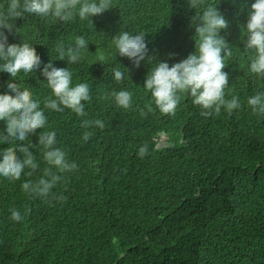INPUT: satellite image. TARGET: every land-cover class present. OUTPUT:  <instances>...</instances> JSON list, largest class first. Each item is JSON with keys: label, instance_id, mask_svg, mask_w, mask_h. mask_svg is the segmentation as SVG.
<instances>
[{"label": "trees", "instance_id": "16d2710c", "mask_svg": "<svg viewBox=\"0 0 264 264\" xmlns=\"http://www.w3.org/2000/svg\"><path fill=\"white\" fill-rule=\"evenodd\" d=\"M254 2L220 4L235 10L232 17L243 29ZM8 3L0 0V12ZM111 3L118 7L104 12L99 23L92 21L94 26L76 17L62 22L25 14L10 21L11 32L6 30L13 44L26 42L35 48L41 65L33 73L18 74L16 81L0 72V94L14 95L6 85L17 82L21 89L28 87L43 108L51 92L41 70L52 60L54 67L72 71L73 85L87 83L92 99L84 102L83 117L68 109H44L45 127L16 142L35 145L30 151L39 169L29 176L26 168L16 181L0 177V264H89L84 256L76 260L81 250L72 256L66 241L78 242L82 234L80 244L87 236L94 239V225L101 230L104 250L101 256L91 250L94 264H264V116L254 114L247 104L248 98L264 91V79L248 71L251 53L244 49L246 37L232 34L226 40L233 55L223 69L229 74L225 99L238 97L240 108L231 114L222 108L219 115L204 117L185 95L174 115L155 110L142 116L151 100L143 85L154 64L146 57L134 67L117 55L112 38L125 31L143 33L153 63L171 66L195 51L192 17L203 9L189 8L188 0ZM168 14L181 31L176 41L168 39L162 24ZM58 31L68 33L71 46L78 32L88 42L78 63L58 60L54 42L48 39ZM113 69L125 72L121 83L115 82ZM121 90L132 93L129 109L117 107L111 98L113 91ZM85 119H99L105 128L85 129L81 126ZM5 129L0 121V134L6 135ZM41 131H54L55 146L78 166L57 173L61 180L51 192L63 199L33 197L21 188L26 181L36 182L50 167L38 145ZM85 131L93 133L87 142L82 139ZM163 134L164 144L157 147ZM16 145L0 143V150ZM143 145L148 151L141 157ZM204 146L210 152L198 149ZM13 208L23 216L20 222L9 219ZM121 216L125 227L118 220Z\"/></svg>", "mask_w": 264, "mask_h": 264}, {"label": "clouds", "instance_id": "9594fccd", "mask_svg": "<svg viewBox=\"0 0 264 264\" xmlns=\"http://www.w3.org/2000/svg\"><path fill=\"white\" fill-rule=\"evenodd\" d=\"M224 0H214L207 3L205 0H188L191 9L202 8V12H196L192 17L191 26L195 28V51L186 59L174 63L171 66L167 62H155L154 58L148 56L145 35L120 32L112 38L116 53L120 57L129 59L134 67H139L141 61L154 64L147 73L143 88L150 92L151 100L147 112L141 110V115L158 110L162 115H174L177 106L183 96L191 99L193 106L201 109V115L209 117L219 115L224 108L229 114L234 109L241 107L238 97L232 96L225 99V88L229 85V74L223 69L227 66L226 60L233 55L232 47L226 40L232 34L243 41L249 56L248 71L258 79H264V0H255L248 9L247 22L242 29L232 17L235 10L229 6H223ZM178 3V2H177ZM179 4V3H178ZM118 6L112 5L111 0H9L6 11L0 12V72L7 73L13 81L20 73L28 74L40 69L41 58L32 45L26 42L13 44L14 38L6 33L13 30L14 25L10 22L27 15L39 17H53L55 20L69 22L78 18L90 20V24L99 23L102 14L109 9ZM125 19V11L122 14ZM32 22L33 19H30ZM188 21V13L185 16ZM93 21V23H92ZM87 23L85 22V25ZM168 33V39L176 41L181 33L172 18L168 14L162 23ZM225 37V38H224ZM91 38V37H90ZM53 41V47L59 54L58 60H66L68 64H76L81 59V51L86 48L88 42L78 32L74 46L69 44L67 32H56L48 37ZM114 80L121 83L125 72L113 69ZM41 75L46 80V85L51 92L40 106L38 100L33 99V94L28 87L21 89L17 82H8L7 90L14 95L0 94V121L6 125V135L0 134V143L14 144L28 140L30 133L37 129H43L47 123L44 109L55 112L70 110L77 116H86L84 102H90V87L87 83L72 84V71L69 68H57L53 66L52 60L44 65ZM129 79V78H128ZM111 98L114 104L123 109L132 107V93L121 90L113 91ZM252 112L264 116V91H259L247 100ZM83 128L95 126L103 130L105 124L99 120L82 121ZM93 135L85 131L82 139L87 142ZM165 135L158 138L157 147L164 144ZM38 145L42 146L44 162L50 167L43 170V175L36 182L26 181L21 184L22 190L33 196L44 199H63L56 197L51 190L61 180L57 173L72 172L78 168L75 162H69L67 154L61 148L56 147V133L54 131L42 132L39 135ZM35 145L18 144L15 147H6L0 150V177L16 181L21 178L25 169L31 176L37 172L39 165L30 148ZM208 146L198 147L199 150L209 151ZM148 146L143 145L139 149V155L145 156ZM210 152V151H209ZM23 155L21 159L17 154ZM56 169V172L52 171ZM9 219L20 222L23 219L21 213L15 208L10 209ZM122 223V216L118 218ZM130 222V219L128 223ZM127 223V224H128ZM123 224V223H122ZM124 227L126 226L123 224ZM91 229V227H90ZM89 229V231H90ZM88 231V232H89ZM85 235L82 234L78 242L66 241V250L72 256L77 249L81 250L76 255L80 261L85 257L89 264H94L93 254L95 251L99 256L103 255L102 233L97 225H94V239L87 236L84 242L80 241ZM172 241L175 239L171 236ZM84 244L93 246L85 248Z\"/></svg>", "mask_w": 264, "mask_h": 264}]
</instances>
